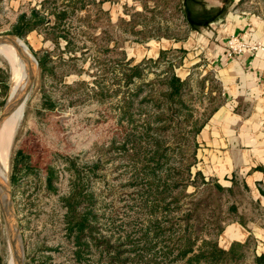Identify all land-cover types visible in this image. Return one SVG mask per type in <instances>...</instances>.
Listing matches in <instances>:
<instances>
[{"label":"rangeland","instance_id":"1","mask_svg":"<svg viewBox=\"0 0 264 264\" xmlns=\"http://www.w3.org/2000/svg\"><path fill=\"white\" fill-rule=\"evenodd\" d=\"M63 1L0 0V37H18L19 16L33 10L50 20L18 37L36 67L28 51L24 64L0 54V115L14 70L22 67L19 88L25 66L35 69L17 123L12 110L0 126L22 264H184L181 235L195 241L194 252L203 240L221 248L231 223L264 221L248 191H220L196 175L199 132L223 103L205 59L184 55L179 68L180 53L140 62L129 55L149 41L189 36L182 0H104L94 28L81 22L85 12L70 16L68 46L49 35L48 13ZM193 13L205 14L201 4ZM171 74L184 83L175 102L164 97ZM9 247L0 205V264H12ZM242 264H252L249 251Z\"/></svg>","mask_w":264,"mask_h":264},{"label":"crops","instance_id":"2","mask_svg":"<svg viewBox=\"0 0 264 264\" xmlns=\"http://www.w3.org/2000/svg\"><path fill=\"white\" fill-rule=\"evenodd\" d=\"M206 1V9L211 10L204 16L205 24L190 30L185 40L149 41L131 49L129 55L140 62L157 60L161 53H180L179 68L184 55L205 59L223 103L199 132L201 173L222 188L240 186L264 211V52H246L234 59L224 54L231 35L264 44V0ZM248 239L255 245V255H264L263 220L228 225L221 249Z\"/></svg>","mask_w":264,"mask_h":264},{"label":"trees","instance_id":"3","mask_svg":"<svg viewBox=\"0 0 264 264\" xmlns=\"http://www.w3.org/2000/svg\"><path fill=\"white\" fill-rule=\"evenodd\" d=\"M204 2H206V0H182L183 20L185 25L191 31L197 30L202 24H205L204 16H207L211 9L207 10V4H204ZM103 3L104 0H64L62 6L58 8V10L52 9L48 13V16H52L54 19V24L50 27V30L53 32L49 35H51L52 38L66 39L68 46L70 42L68 38H70V36L67 22L70 16L78 12H85L86 15L81 22L85 24L87 29L94 28L93 25H95L94 23L100 18V14L105 16L107 13H102L101 6ZM199 3L201 4L202 10L205 12V14L201 16L197 14L194 15L193 13V8L199 6ZM92 11L95 12L94 20L91 19ZM49 23L50 20L47 17H43L38 11L33 10L31 11L29 18L24 14L19 16L16 26L13 27L12 34L22 37L23 35H26ZM54 31H58V34H55ZM82 34L87 36L86 31H83ZM165 55V53H161L159 59L164 58ZM140 66L141 65L139 64L128 69L129 74H127L126 77L129 81L133 77L140 76ZM183 86L184 83L174 74H171L169 80L166 82L167 92L164 94L167 102H175L180 97ZM196 175L203 179L201 172H197ZM215 188L220 191L224 190V188L216 182ZM160 194L163 193L161 192ZM177 244L179 247L177 260H183L188 256L184 264H242V262L246 260V251L251 253L252 264H264V255H255V245L250 239H248L244 244L234 242L227 250L219 248L215 241L211 242V240H203L202 243L197 246L196 252H194L196 243L186 235H181L178 238Z\"/></svg>","mask_w":264,"mask_h":264},{"label":"bare ground","instance_id":"4","mask_svg":"<svg viewBox=\"0 0 264 264\" xmlns=\"http://www.w3.org/2000/svg\"><path fill=\"white\" fill-rule=\"evenodd\" d=\"M0 54H3L9 60L10 59L12 60V57L13 58L16 57L18 63H23V61L25 62V59L27 58L26 57L27 55L25 54V52L21 49V47L19 45H16V44H7V43L0 44ZM13 62H14V60H13ZM26 63H27V61H26ZM19 68H17L16 70L13 69L14 70V74H13V78H12L13 80H12V84H11L10 91H9L7 105H6L7 109H9L13 105L18 104L19 102L21 103L22 100L24 99V97L25 96L27 97V94L29 92L30 82H31V79H32V76H33V72H34L35 69L32 70L29 67L28 64L25 66V68H24V70H25V80L23 82L24 83V87L21 85L18 88L19 80H20L19 79L20 78V74L22 73L21 72L22 71L21 70L22 67H21V69H19ZM14 76H15V78H14ZM14 80H15V84H14ZM23 102L21 104L17 105V107H15L13 109V115H12V124L13 125L11 127H13L17 123V120L19 118V114H20ZM10 113L6 114L2 119H0V126L3 124V122L6 120V118L8 117V115ZM9 116H11V115H9ZM10 118L11 117H9V119ZM5 125H4V127H5ZM3 130H4V128H3ZM10 131H11V129H10ZM9 136H11V133H10ZM0 151H1V155H2V166H3L2 167L3 171L0 168V205H1L2 213H3V217H4V215L7 214L9 220H11V215H10L11 214V212H10L11 210H10L9 197H8L9 196V188H8L9 185L7 184V176H6V172H7V168H8V153H7V148L2 143H0ZM11 222H12V220H11ZM4 223H5V220H4ZM5 229H6L7 235H9V232L7 230V227H6V223H5ZM14 231H15V227L13 226V222H12V224L10 226V233H12ZM9 249H10V247H9ZM10 254H11V257H12V264H15V261H14V258H13V253H12L11 249H10Z\"/></svg>","mask_w":264,"mask_h":264},{"label":"water","instance_id":"5","mask_svg":"<svg viewBox=\"0 0 264 264\" xmlns=\"http://www.w3.org/2000/svg\"><path fill=\"white\" fill-rule=\"evenodd\" d=\"M2 43L19 45L23 49L24 52L25 51L29 52L27 46L18 37L2 36V37H0V44H2ZM31 56H32V54H31ZM32 58L34 59L33 56H32ZM34 65H35V67L37 65L35 59H34ZM34 73H35V70L33 72V76H34ZM33 76H32L31 82H30V87H31V84L33 82ZM30 87H29V89H30ZM25 98H26V96L24 97L22 102L25 100ZM21 103L19 102L18 104L11 106L9 109L5 108L4 112L0 115V119H2L6 114L10 113L15 107H17V105H19ZM9 205H10V210H11L10 211L11 212V214H10L11 215V220L13 222L14 221V215H13V212H12V204H11L10 198H9ZM4 220H5V223H6L7 230L9 232V235H8L9 236V243H10V247H11V250H12V253H13V258H14L15 264H22L23 250H22L21 245L18 242L17 232L15 230L14 232L10 233V226H11L12 222H11V220H9L7 214L4 215Z\"/></svg>","mask_w":264,"mask_h":264},{"label":"built area","instance_id":"6","mask_svg":"<svg viewBox=\"0 0 264 264\" xmlns=\"http://www.w3.org/2000/svg\"><path fill=\"white\" fill-rule=\"evenodd\" d=\"M246 52H264V44L262 42L247 40L234 35L227 38L224 47V54L228 59H234Z\"/></svg>","mask_w":264,"mask_h":264}]
</instances>
